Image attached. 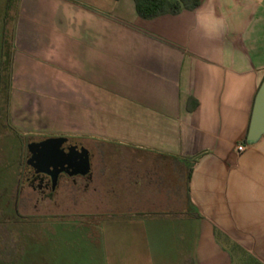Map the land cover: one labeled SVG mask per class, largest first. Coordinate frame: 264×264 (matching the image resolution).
Listing matches in <instances>:
<instances>
[{
  "label": "crops",
  "instance_id": "1",
  "mask_svg": "<svg viewBox=\"0 0 264 264\" xmlns=\"http://www.w3.org/2000/svg\"><path fill=\"white\" fill-rule=\"evenodd\" d=\"M14 4L11 44L0 43L7 127L26 145L73 138L90 165L54 188L35 179L36 203L23 213L18 194V213L123 214L124 264H264V134L246 140L264 78V0H200L152 19L133 0ZM71 186L106 188L111 204L62 210L56 190ZM45 239L7 241L0 262L35 264L26 253Z\"/></svg>",
  "mask_w": 264,
  "mask_h": 264
},
{
  "label": "rangeland",
  "instance_id": "2",
  "mask_svg": "<svg viewBox=\"0 0 264 264\" xmlns=\"http://www.w3.org/2000/svg\"><path fill=\"white\" fill-rule=\"evenodd\" d=\"M15 0H10V12L7 19H0V43L5 50L12 41V14ZM3 48V49H4ZM6 64V62H4ZM5 66V65H4ZM6 68V67H5ZM3 67L0 75V245L7 241H39L46 238L50 241L46 245H32L26 253L25 261L36 259L35 264H42L37 260L38 254H45L48 264H124L123 251L124 215L99 214L92 219L91 215L67 214L47 219L27 218L25 214L18 213L16 198L22 193L19 200L21 212L27 213V207L32 206L36 200L30 194L36 195L38 189L33 186L35 177L26 183H21L27 153V137L15 135L7 127V100L9 95L7 71ZM60 179H79L60 176ZM66 177V178H65ZM49 189V188H48ZM61 200L62 210H76L100 208L99 202L109 205L108 190L105 188L91 190L90 186L80 189L71 186L68 195L56 190ZM29 195H28V194ZM112 193V191H110ZM64 194V195H63ZM28 197V198H27ZM38 205L42 200L38 199ZM118 204V203H116ZM94 207V208H93ZM33 233V236H31ZM34 233L36 239H34ZM3 241V242H2ZM62 245V246H59ZM60 261V262H59ZM25 262V263H26ZM0 264H6L0 262ZM9 264V263H7Z\"/></svg>",
  "mask_w": 264,
  "mask_h": 264
},
{
  "label": "water",
  "instance_id": "3",
  "mask_svg": "<svg viewBox=\"0 0 264 264\" xmlns=\"http://www.w3.org/2000/svg\"><path fill=\"white\" fill-rule=\"evenodd\" d=\"M264 134V78L255 95L246 135L254 142ZM90 171L88 152L73 138H50L27 146L21 183L28 182L37 174L47 175L54 188L59 174L67 177L82 175Z\"/></svg>",
  "mask_w": 264,
  "mask_h": 264
},
{
  "label": "trees",
  "instance_id": "4",
  "mask_svg": "<svg viewBox=\"0 0 264 264\" xmlns=\"http://www.w3.org/2000/svg\"><path fill=\"white\" fill-rule=\"evenodd\" d=\"M137 14L143 19H152L162 14L176 13L182 8L193 9L200 0H133ZM9 4V0L7 6ZM247 135V132H246Z\"/></svg>",
  "mask_w": 264,
  "mask_h": 264
},
{
  "label": "flooded vegetation",
  "instance_id": "5",
  "mask_svg": "<svg viewBox=\"0 0 264 264\" xmlns=\"http://www.w3.org/2000/svg\"><path fill=\"white\" fill-rule=\"evenodd\" d=\"M61 174H62V173H61ZM61 174H59V176H60ZM62 175H64V174H62ZM35 176H36V175H35ZM35 176H34V177H35ZM34 177H33V178H34ZM45 177L48 179V185H49V188H52L51 180H50V178H49L47 175L40 173V175H37L35 179H42V178H45ZM31 179H32V178H31ZM31 179H30V180H31ZM30 180H29V181H30ZM35 181H36V180H35ZM35 181H34L33 186H34L35 188H37V189H41V188H42L41 183L36 184ZM37 181H38V180H37Z\"/></svg>",
  "mask_w": 264,
  "mask_h": 264
},
{
  "label": "built area",
  "instance_id": "6",
  "mask_svg": "<svg viewBox=\"0 0 264 264\" xmlns=\"http://www.w3.org/2000/svg\"><path fill=\"white\" fill-rule=\"evenodd\" d=\"M237 149L241 150L242 149V145L237 146Z\"/></svg>",
  "mask_w": 264,
  "mask_h": 264
}]
</instances>
